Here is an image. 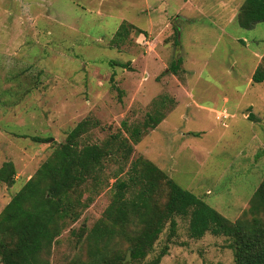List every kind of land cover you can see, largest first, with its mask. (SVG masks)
Segmentation results:
<instances>
[{
	"label": "rangeland",
	"instance_id": "374dc122",
	"mask_svg": "<svg viewBox=\"0 0 264 264\" xmlns=\"http://www.w3.org/2000/svg\"><path fill=\"white\" fill-rule=\"evenodd\" d=\"M243 1L0 0V167H15L11 181H0V212L79 122L87 123L79 145L109 149L80 186L81 200H91L52 243L49 264H85L91 249L80 228L88 233L104 219L116 179L139 157L228 220L250 219L249 200L264 179V82L251 81L264 21L240 27ZM122 23L128 32L116 38ZM178 57L175 74L168 69ZM162 102L167 114L133 144L127 127ZM167 193L160 180L159 206ZM175 220V235L168 238L165 223L153 251L131 264L164 245L159 264H234L230 237L191 238L188 219ZM138 227L131 217L127 230ZM104 253L126 257V238L116 232Z\"/></svg>",
	"mask_w": 264,
	"mask_h": 264
},
{
	"label": "trees",
	"instance_id": "16d2710c",
	"mask_svg": "<svg viewBox=\"0 0 264 264\" xmlns=\"http://www.w3.org/2000/svg\"><path fill=\"white\" fill-rule=\"evenodd\" d=\"M236 21L245 29L264 21V0H244L236 14ZM127 26L126 23L119 26L116 38L125 37ZM113 64L126 67L123 63ZM180 64L181 58L178 57L168 70L176 74ZM251 81L264 82V56L252 73ZM163 107L164 102L157 105L152 113H146V119L141 124L127 127L133 144L138 143L148 129H154L159 124L167 114L162 110ZM86 124L85 120L81 121L69 131L66 141L57 146L1 210L2 264H49L48 254L52 243L67 227L68 221L77 220L80 214L78 207L88 206L91 197L82 201L80 186L101 170V161L109 154V149L97 144L79 145L77 138ZM117 138L115 135L114 139ZM32 140L44 142L46 139L32 137ZM110 151L117 152V149ZM125 174V179L117 178L114 183L116 191L104 211V219L88 233L86 228H80V236L87 237L91 249L90 258L85 264H131L142 261L153 251L165 223L169 225L168 238L175 235L176 216L188 219L187 230L191 238L199 239L206 233L230 237L234 248V264H264V179L249 200L250 219L232 222L203 199L182 188L148 159L139 157L133 160ZM14 175L13 162H3L0 181H11ZM160 180H164L168 187L162 206L156 202ZM136 185L139 187L127 197L126 190ZM76 191L81 192L72 195ZM131 217L137 219L139 227L128 231L127 222ZM116 232L128 242L126 257L104 253V248ZM166 253L167 245H164L152 259L143 264H159Z\"/></svg>",
	"mask_w": 264,
	"mask_h": 264
},
{
	"label": "crops",
	"instance_id": "0c3cea01",
	"mask_svg": "<svg viewBox=\"0 0 264 264\" xmlns=\"http://www.w3.org/2000/svg\"><path fill=\"white\" fill-rule=\"evenodd\" d=\"M235 18H236V15H235ZM264 56V50L261 52V54L259 55V57H258V62H257V64H256V66L259 64V62L262 60V57ZM256 66H255V68H256ZM255 68H254V70H255ZM254 70H253V72H254ZM252 72V73H253Z\"/></svg>",
	"mask_w": 264,
	"mask_h": 264
}]
</instances>
